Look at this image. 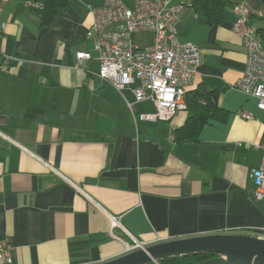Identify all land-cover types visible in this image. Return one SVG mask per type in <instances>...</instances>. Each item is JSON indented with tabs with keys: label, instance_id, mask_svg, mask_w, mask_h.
<instances>
[{
	"label": "crops",
	"instance_id": "crops-1",
	"mask_svg": "<svg viewBox=\"0 0 264 264\" xmlns=\"http://www.w3.org/2000/svg\"><path fill=\"white\" fill-rule=\"evenodd\" d=\"M25 1L9 0L0 14V236L10 237L12 264H97L134 241L264 227V198L252 199L249 177L263 154L264 111L233 88L245 49L231 29L235 3L263 13L261 0H232L220 24L185 3L177 11L179 40L202 53L187 90L217 92L226 115L191 142L173 133L186 110L141 121L153 104L99 77L89 5L104 0H67L46 26ZM259 19L249 24L258 29ZM153 37L139 31L132 43L150 46ZM79 52L90 58L76 67Z\"/></svg>",
	"mask_w": 264,
	"mask_h": 264
},
{
	"label": "built area",
	"instance_id": "built-area-1",
	"mask_svg": "<svg viewBox=\"0 0 264 264\" xmlns=\"http://www.w3.org/2000/svg\"><path fill=\"white\" fill-rule=\"evenodd\" d=\"M9 0H0V14ZM182 0H104L101 6L89 5L94 19L90 35L94 37V49L98 53V75L117 90L129 89L134 102L150 101L154 111L139 113L141 121H169L179 111L187 109L185 93L192 82L196 68L202 61L199 47L178 38L175 27L177 11ZM26 6L41 10L42 4L26 0ZM235 20L232 31L241 39L245 49V68L233 88L257 100L264 111V42L255 28L249 24L252 15L262 17L260 11H252L244 2L234 4ZM5 23L0 20V33ZM154 33L153 43L136 47L132 36L139 31ZM90 58L85 52L76 53V67ZM9 57H4V61ZM128 106L131 103L127 102ZM244 117H249L246 113ZM263 154L260 164L251 169L252 199L264 198V140L256 145ZM77 189V187L75 185ZM248 234L264 239V227L254 228ZM145 244L134 241L126 245V252L143 248ZM12 243L8 235L0 236V264H12Z\"/></svg>",
	"mask_w": 264,
	"mask_h": 264
},
{
	"label": "water",
	"instance_id": "water-1",
	"mask_svg": "<svg viewBox=\"0 0 264 264\" xmlns=\"http://www.w3.org/2000/svg\"><path fill=\"white\" fill-rule=\"evenodd\" d=\"M194 254L210 257L193 264H264V239L241 233L194 236L145 245L97 264H160L159 260Z\"/></svg>",
	"mask_w": 264,
	"mask_h": 264
},
{
	"label": "trees",
	"instance_id": "trees-1",
	"mask_svg": "<svg viewBox=\"0 0 264 264\" xmlns=\"http://www.w3.org/2000/svg\"><path fill=\"white\" fill-rule=\"evenodd\" d=\"M261 1L264 8V0ZM230 3L232 0L190 1L191 7L200 11L205 18L215 24L223 22L226 6ZM66 6L67 0H44L43 8L39 11L41 24L44 26L50 24L57 13L65 9ZM261 20L264 21V11ZM256 31L264 42V27H259ZM185 99L188 116L182 126L174 129L173 133L177 142L196 141L199 132L209 120L224 121L226 119L225 113L218 107V95L215 91L206 90L205 87L201 86L192 91L186 90ZM209 257L203 254L185 255L159 260V263L193 264Z\"/></svg>",
	"mask_w": 264,
	"mask_h": 264
},
{
	"label": "rangeland",
	"instance_id": "rangeland-1",
	"mask_svg": "<svg viewBox=\"0 0 264 264\" xmlns=\"http://www.w3.org/2000/svg\"><path fill=\"white\" fill-rule=\"evenodd\" d=\"M258 21H260V22H258V24H260V26L263 27V26H264V21H261L260 19H259ZM135 43H136V42H133V45H134V46H135Z\"/></svg>",
	"mask_w": 264,
	"mask_h": 264
}]
</instances>
